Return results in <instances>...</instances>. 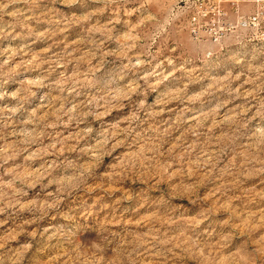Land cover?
Here are the masks:
<instances>
[{
    "label": "rangeland",
    "instance_id": "374dc122",
    "mask_svg": "<svg viewBox=\"0 0 264 264\" xmlns=\"http://www.w3.org/2000/svg\"><path fill=\"white\" fill-rule=\"evenodd\" d=\"M193 2L0 0V264H264V47Z\"/></svg>",
    "mask_w": 264,
    "mask_h": 264
},
{
    "label": "built area",
    "instance_id": "2783aa9c",
    "mask_svg": "<svg viewBox=\"0 0 264 264\" xmlns=\"http://www.w3.org/2000/svg\"><path fill=\"white\" fill-rule=\"evenodd\" d=\"M188 31L193 40L214 45L238 32L244 33L243 41L264 37V0H194Z\"/></svg>",
    "mask_w": 264,
    "mask_h": 264
},
{
    "label": "bare ground",
    "instance_id": "6f19581e",
    "mask_svg": "<svg viewBox=\"0 0 264 264\" xmlns=\"http://www.w3.org/2000/svg\"><path fill=\"white\" fill-rule=\"evenodd\" d=\"M245 46H251L252 48H263L264 47V37H259L256 39H253L252 41H245Z\"/></svg>",
    "mask_w": 264,
    "mask_h": 264
}]
</instances>
